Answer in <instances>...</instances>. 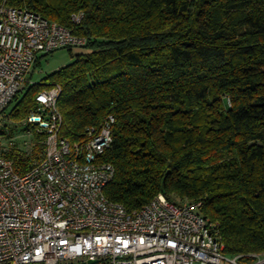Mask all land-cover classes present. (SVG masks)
I'll use <instances>...</instances> for the list:
<instances>
[{"label":"trees","instance_id":"obj_1","mask_svg":"<svg viewBox=\"0 0 264 264\" xmlns=\"http://www.w3.org/2000/svg\"><path fill=\"white\" fill-rule=\"evenodd\" d=\"M3 1L88 39L64 47L79 51L42 83L30 75L50 53L38 56L2 113L30 135L15 141L0 127L18 170L44 157L47 132L25 121L39 94L61 85L59 134L70 143L115 117L100 156L115 167L109 199L130 211L160 194L200 203L227 256H264V0Z\"/></svg>","mask_w":264,"mask_h":264},{"label":"built area","instance_id":"obj_2","mask_svg":"<svg viewBox=\"0 0 264 264\" xmlns=\"http://www.w3.org/2000/svg\"><path fill=\"white\" fill-rule=\"evenodd\" d=\"M87 41L38 12L0 2V114L38 56ZM61 93V85L41 92L38 112L25 121L48 134L41 160L23 172L0 150V264H241V256L224 253L200 203L160 194L130 211L109 199L115 167L100 156L113 141L115 117L72 144L59 134Z\"/></svg>","mask_w":264,"mask_h":264},{"label":"rangeland","instance_id":"obj_3","mask_svg":"<svg viewBox=\"0 0 264 264\" xmlns=\"http://www.w3.org/2000/svg\"><path fill=\"white\" fill-rule=\"evenodd\" d=\"M79 51V48H74L73 53H76ZM72 52H70L69 49L67 48H61L58 49L54 52H51L50 54L43 55L40 58V64L37 65V67L34 70V73L31 74V82H37V83H42L43 79L47 77L50 73L58 70L60 67L72 62L74 59ZM10 109H8L9 111ZM7 114V113H6ZM5 114H0V127L7 125L8 127H12L13 130L15 131L13 140H26L30 139V135L28 133L21 134L22 127L21 126H16L14 127L7 118ZM29 132V131H28ZM21 138H17L20 137ZM0 143L3 146H6L9 141L5 139H0ZM25 145H31L30 140L25 141ZM0 146V150H2ZM261 260L264 261V256L259 257ZM259 260V259H258Z\"/></svg>","mask_w":264,"mask_h":264}]
</instances>
